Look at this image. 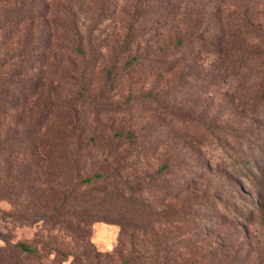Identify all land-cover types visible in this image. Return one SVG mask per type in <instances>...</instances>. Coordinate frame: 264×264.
I'll list each match as a JSON object with an SVG mask.
<instances>
[{"label":"rangeland","instance_id":"rangeland-1","mask_svg":"<svg viewBox=\"0 0 264 264\" xmlns=\"http://www.w3.org/2000/svg\"><path fill=\"white\" fill-rule=\"evenodd\" d=\"M0 234V264H264V0H0Z\"/></svg>","mask_w":264,"mask_h":264},{"label":"trees","instance_id":"trees-1","mask_svg":"<svg viewBox=\"0 0 264 264\" xmlns=\"http://www.w3.org/2000/svg\"><path fill=\"white\" fill-rule=\"evenodd\" d=\"M102 175L101 174H99V173H94V174H92V175H90V176H88V177H86L85 178V181H90V180H92V179H97V178H99V177H101ZM1 235V234H0ZM6 249H7V247H6ZM8 249L10 250L9 252H10V256H9V258L10 257H12V256H14L15 255V251H19V252H25V253H28V254H33V253H35L36 252V249L35 248H33V247H29V246H27V245H25L24 243H22V242H16V243H10L9 245H8ZM60 258V257H59ZM63 259L64 258H62V260L61 259H58V260H56V264H62L63 262ZM16 263L17 264H23L21 261H16ZM16 263H14V264H16Z\"/></svg>","mask_w":264,"mask_h":264}]
</instances>
